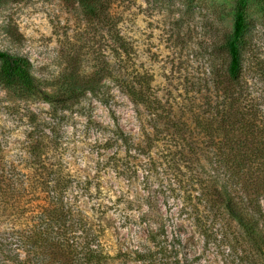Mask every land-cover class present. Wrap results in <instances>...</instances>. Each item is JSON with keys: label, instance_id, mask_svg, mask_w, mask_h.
Wrapping results in <instances>:
<instances>
[{"label": "rangeland", "instance_id": "374dc122", "mask_svg": "<svg viewBox=\"0 0 264 264\" xmlns=\"http://www.w3.org/2000/svg\"><path fill=\"white\" fill-rule=\"evenodd\" d=\"M235 1L117 0L111 5L108 13L120 19L118 29L131 51L128 80L137 93L142 90L145 106L108 75L106 66L113 61L106 29L90 20L76 0L3 2L0 51L26 57L44 90L52 92L62 77L70 81L71 70L78 81L102 74L99 93L85 92L67 110L0 85V210L28 211L18 220L1 218V228L24 235L21 260L29 254L26 264H37L41 258L26 240L35 229L47 228L52 238L61 232L59 224L48 221L52 206L46 194L30 195V186L46 180L28 149L31 137L52 130L63 168L86 188L79 199L71 196L74 210L100 225L87 236L89 241L98 237L92 249L103 256L99 264H263L238 224L219 220L217 226L193 198L200 188L184 165L195 168V159L204 163L197 146H191L192 165L180 157L189 151L184 141L189 132L222 108L216 81L226 65L223 41L232 28ZM246 14L243 74L255 91L252 104L264 113V7L249 0ZM44 144L54 146L48 140ZM157 215L167 239L159 237L155 246L148 231ZM83 242L73 246L69 264L82 258ZM53 253L58 257L49 264L65 262L62 251ZM138 255L144 257L136 260ZM0 264L10 263L0 258Z\"/></svg>", "mask_w": 264, "mask_h": 264}, {"label": "trees", "instance_id": "16d2710c", "mask_svg": "<svg viewBox=\"0 0 264 264\" xmlns=\"http://www.w3.org/2000/svg\"><path fill=\"white\" fill-rule=\"evenodd\" d=\"M6 0H0V7ZM83 13L91 20H95L99 27L106 29V37L111 44V60L106 68L113 81H116L122 92L135 103L146 105L142 90L137 93L133 82L129 81L127 64L130 56V47L118 29L120 19L108 13V9L117 0H76ZM249 0H236L233 7L232 28L224 39L226 65L222 74L216 81L221 94L216 91V98H220L221 110L214 116H208L202 121L203 126L196 124L199 130H192L184 139L189 148L181 152V160L193 164L191 146L196 145L204 163L195 159V168H185L190 171L193 184H198L200 193L193 196L199 204L203 205V212L212 215V221L235 222L242 229L247 242L256 250L257 257L264 264V113L259 105L252 104L254 90L251 89L244 78L242 55L248 45V22L246 10ZM264 7V0H255ZM106 74V73H105ZM102 75V74H101ZM101 75L97 79L78 81L75 70L69 74L70 81L64 77L58 81L52 92L43 89L32 75V65L26 57L13 55L0 51V85L5 89L14 90L22 97L33 99L49 105L54 110H67L74 106L82 94L90 92L95 95L100 90ZM64 78V80H63ZM62 80L64 82H62ZM62 82V83H61ZM144 82L140 80L135 84ZM160 105L159 101L154 102ZM183 132L176 130V132ZM56 132L49 130L36 133L31 137L28 149L35 162L46 172V180L30 186L31 198L38 199L45 193L50 199L49 223L59 224L57 238H52L47 228L35 229L26 240H30L33 254L41 255L37 264H49L54 261V249L62 251L63 264H69L73 246L82 240V247L86 249L77 264H99L101 252H95L92 247L98 242L93 235L89 241L87 236L92 230L99 227L91 219L85 217L81 211L74 210V200L82 196L86 188L79 185L78 180L67 168H63L57 157L58 142ZM193 138L190 143L187 138ZM48 140L54 145L48 148L44 144ZM59 151V150H58ZM60 155V154H58ZM56 159V162H52ZM36 182V181H35ZM187 194V193H186ZM193 195V194H192ZM192 195L186 197L191 201ZM31 201V200H30ZM30 204V203H29ZM12 206L10 207V209ZM28 214L27 210L5 212L0 210V258L10 264H26V257L20 259V248L24 247V235L2 230L3 218L6 222L18 220ZM153 222L154 229L148 231V240L157 242L159 237H166L165 225L160 215ZM223 228H220L222 230ZM58 230V231H59ZM206 232L204 235L206 237ZM60 234V236H59ZM173 241L179 243L176 238ZM19 243H21L19 245ZM161 244V243H159ZM157 244V246L159 245ZM156 246V244H155ZM58 257V256H57ZM103 257V256H102ZM144 255H138L141 260ZM257 258V259H258ZM61 264L60 260L57 261Z\"/></svg>", "mask_w": 264, "mask_h": 264}]
</instances>
